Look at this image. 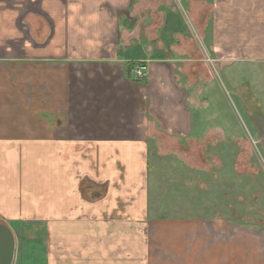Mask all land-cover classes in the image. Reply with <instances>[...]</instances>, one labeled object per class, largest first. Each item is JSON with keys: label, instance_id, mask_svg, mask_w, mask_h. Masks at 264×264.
<instances>
[{"label": "crops", "instance_id": "obj_1", "mask_svg": "<svg viewBox=\"0 0 264 264\" xmlns=\"http://www.w3.org/2000/svg\"><path fill=\"white\" fill-rule=\"evenodd\" d=\"M209 47L218 63L261 65L264 0H0V221L15 235L12 264H239L234 229L178 230L182 220L148 213L143 191L148 141L208 135L188 103L190 78L209 79L198 70ZM175 62L197 69L178 75ZM128 63L146 67L143 82ZM241 235L262 258L261 239Z\"/></svg>", "mask_w": 264, "mask_h": 264}, {"label": "rangeland", "instance_id": "obj_2", "mask_svg": "<svg viewBox=\"0 0 264 264\" xmlns=\"http://www.w3.org/2000/svg\"><path fill=\"white\" fill-rule=\"evenodd\" d=\"M199 25L200 17L195 23ZM208 49L207 60L201 57L198 70L206 69L209 79L186 78L191 79L195 97L194 105L188 103L195 129L207 124L208 135L147 142L143 191L148 213L182 220L178 230L184 228L183 220H213L221 225L213 239L229 238L234 229L246 252L239 264H264V62L258 65L242 59L222 64ZM182 63L175 62L178 75L197 69L195 64L181 69ZM216 127L224 133H216ZM243 233L261 239L262 258L251 256L250 246L243 245Z\"/></svg>", "mask_w": 264, "mask_h": 264}, {"label": "water", "instance_id": "obj_3", "mask_svg": "<svg viewBox=\"0 0 264 264\" xmlns=\"http://www.w3.org/2000/svg\"><path fill=\"white\" fill-rule=\"evenodd\" d=\"M15 244L13 231L6 223L0 221V264H12Z\"/></svg>", "mask_w": 264, "mask_h": 264}, {"label": "built area", "instance_id": "obj_4", "mask_svg": "<svg viewBox=\"0 0 264 264\" xmlns=\"http://www.w3.org/2000/svg\"><path fill=\"white\" fill-rule=\"evenodd\" d=\"M145 66L142 64H138L135 68H134V74L136 78H143L144 77V73H145Z\"/></svg>", "mask_w": 264, "mask_h": 264}, {"label": "trees", "instance_id": "obj_5", "mask_svg": "<svg viewBox=\"0 0 264 264\" xmlns=\"http://www.w3.org/2000/svg\"><path fill=\"white\" fill-rule=\"evenodd\" d=\"M136 66H137V64L128 63L127 72L130 74L131 73V70L134 69ZM136 80L143 82L144 79L143 78H136ZM85 186H86L85 182L83 184H81V192L82 193H86Z\"/></svg>", "mask_w": 264, "mask_h": 264}]
</instances>
